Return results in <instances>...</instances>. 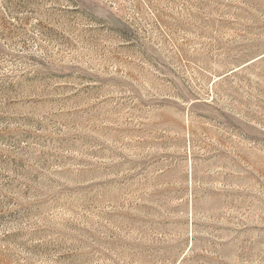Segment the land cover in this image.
<instances>
[{
  "label": "rangeland",
  "instance_id": "374dc122",
  "mask_svg": "<svg viewBox=\"0 0 264 264\" xmlns=\"http://www.w3.org/2000/svg\"><path fill=\"white\" fill-rule=\"evenodd\" d=\"M0 264H264V0H0Z\"/></svg>",
  "mask_w": 264,
  "mask_h": 264
}]
</instances>
